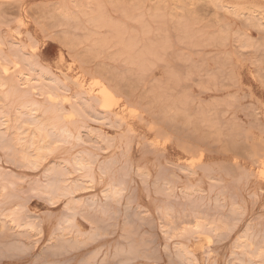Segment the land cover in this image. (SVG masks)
<instances>
[{"label":"rangeland","instance_id":"1","mask_svg":"<svg viewBox=\"0 0 264 264\" xmlns=\"http://www.w3.org/2000/svg\"><path fill=\"white\" fill-rule=\"evenodd\" d=\"M0 39V60H14L18 41L19 57L58 77L63 107L82 114L71 123L79 143L55 145L36 168L0 149V264H264V0H0ZM75 78L111 88L122 121L81 107ZM1 99L13 118L23 100ZM80 155L92 170L68 166L82 184L74 211L70 197L31 190ZM198 219L207 226L195 232Z\"/></svg>","mask_w":264,"mask_h":264},{"label":"bare ground","instance_id":"2","mask_svg":"<svg viewBox=\"0 0 264 264\" xmlns=\"http://www.w3.org/2000/svg\"><path fill=\"white\" fill-rule=\"evenodd\" d=\"M241 6V5H240ZM248 6V5H247ZM251 7V6H250ZM246 8V7H245ZM252 8V7H251ZM250 8V9H251ZM240 9V8H239ZM249 9V11L251 12V10ZM243 10V9H242ZM245 11H247L245 9ZM253 12L255 13V11L252 10V14ZM250 14V13H249ZM251 14V15H252ZM250 15V16H251ZM95 21V20H93ZM220 39V38H219ZM1 40V39H0ZM223 40V39H222ZM220 39V41H222ZM219 41V40H218ZM8 42V41H6ZM16 42V41H15ZM10 43V42H9ZM10 47L13 49V58L14 60L12 59H6V58H3L0 60L2 61L1 62V66L2 64L5 63L6 65L7 64H11L13 67V71L12 69H9L7 68V66H4V67H0V73L3 72V74L1 75H7L9 73V70H11V75H10V78H7V79H1L0 77V90L3 91V95L1 100H2V103L3 102H7L9 101L12 97L16 96L18 97L19 99L23 100L22 103L20 104V106L17 108V110H15V115L13 118L10 117V115L7 113V112H3L2 109H0V149L3 150V152H7L8 155L11 157V161H16L18 163H20V165L22 164V166H24V168H26V166H31V167H38L40 166L43 161L46 160V158L48 157V155L52 154L54 150H56V148L54 147L55 145H63L64 143L66 145H70L71 143V140H75V143H77L81 137L79 136V134H75L74 131H73V127H72V124L74 123L73 119L74 117L78 116V112L72 108V106H68L70 109L67 110L65 107H63V104L64 103H69L68 99L66 96H62V92H65L66 89L64 88L63 86V83L62 81H60V79L54 75H52L51 73L47 72V68H46V71H42L41 69H39V67H42V66H39L37 64H35V62L33 61H30L29 59H27V57L25 58V54L23 55L22 57H19V54L21 53L22 51V46H20V43H18V41L16 43H12L9 44ZM33 43V42H32ZM35 44V43H34ZM33 44V45H34ZM3 46V45H2ZM36 45H34L35 47ZM125 46V45H124ZM32 47V48H34ZM126 47L128 48V45H126ZM126 48V49H127ZM10 49V48H9ZM25 50V49H24ZM35 50V49H34ZM123 50H125V48H123ZM1 51V50H0ZM126 51V50H125ZM124 51V52H125ZM126 53V52H125ZM22 54V53H21ZM29 54V53H28ZM36 57V56H35ZM32 58V57H31ZM17 59V60H16ZM33 59V58H32ZM31 59V60H32ZM72 60V59H70ZM4 62V63H3ZM20 62L22 63H25L26 65L22 64V68L24 66H27L29 67L27 71L26 67H25V71L27 72H24L23 70L19 69L18 66H20ZM19 64V65H18ZM38 67V68H37ZM36 71V72H35ZM33 72V73H32ZM35 72V73H34ZM60 72V71H59ZM62 73V72H61ZM8 75V76H9ZM64 76V74H62ZM61 75V76H62ZM77 76V75H76ZM6 78V77H5ZM93 78V77H92ZM47 79L49 81L48 84H44L43 81ZM64 79V77H63ZM66 80V79H65ZM64 80V81H65ZM75 81H73V83L79 88V94L78 96H74L75 99L76 97H79V100L81 99H84L85 101V106H81L83 107L84 109L85 108H88L90 110V108L92 107L93 104H96L99 109L104 112V113H108L110 115H112V117L114 118L115 122H119L120 121V118L118 119L117 118V113H112L110 112V108L116 104V98L113 97V94L112 92L109 90L111 88H107L105 85L101 84V83H96V86H97V90L96 91H93L91 89H87L85 88V84L83 83V81L79 78H75L74 79ZM93 80V79H92ZM68 81V79H67ZM91 80H89L90 82ZM71 83H72V80H71ZM94 84V83H93ZM92 85V84H91ZM89 86V85H88ZM95 86V85H94ZM95 86V87H96ZM115 86V85H114ZM91 87V86H90ZM114 88V87H113ZM68 89V88H67ZM115 90V89H113ZM1 92V91H0ZM67 92V91H66ZM40 95V96H44L46 99H47V103L48 106H42L41 103H37L35 100H31L29 99V96L30 95ZM74 95V93H73ZM72 96V95H71ZM17 99V98H16ZM45 99V100H46ZM72 100V99H71ZM73 101H74V98H73ZM77 101V100H76ZM10 103V102H9ZM77 103V102H76ZM0 104H1V101H0ZM45 104V103H43ZM9 106V105H8ZM7 106V107H8ZM76 106V105H74ZM3 107V106H2ZM79 107V106H77ZM80 107V108H81ZM76 108V107H75ZM79 108V109H80ZM121 108V107H120ZM9 109V108H8ZM7 109V110H8ZM77 109V108H76ZM77 109V110H79ZM83 109V111H84ZM129 109V108H128ZM129 111V110H128ZM131 111V109H130ZM82 112V111H81ZM86 112L84 111V114ZM103 113V114H104ZM129 113H133L134 112H129ZM78 114V115H77ZM102 114V113H101ZM131 115V114H130ZM80 116L82 117V114H80ZM78 116V117H80ZM85 116V115H84ZM84 118V117H83ZM82 118V119H83ZM103 119V118H102ZM108 118H104V120L107 121ZM122 121V120H121ZM120 121V122H121ZM81 122V121H80ZM72 123V124H71ZM82 123V122H81ZM80 123V124H81ZM110 124V123H109ZM120 124V123H119ZM123 124V122H122ZM86 125V124H85ZM82 126H84V124H82ZM116 126V124H115ZM72 127V128H71ZM80 127V126H79ZM120 128V127H119ZM82 128L78 129V130H81ZM28 131H31L30 134H28ZM80 132V131H79ZM78 132V133H79ZM77 133V132H76ZM79 143V142H78ZM61 147V146H60ZM60 147H57V148H60ZM63 147V146H62ZM61 147V148H62ZM58 150V149H57ZM56 150V151H57ZM85 151V150H84ZM2 152V153H3ZM88 152V151H87ZM5 153V154H7ZM82 154V152H81ZM4 155V154H3ZM79 155V154H77ZM84 155V154H82ZM78 156V157H75L72 161L70 162H66L65 163L63 162L62 165L59 164V166H55V167H51V168H48L47 170H45L43 173V177L44 179L43 180H46V182L43 184H37L36 186L32 187L31 186V190L38 193V196H42V194L46 195L49 200L53 201L59 197H70V201H69V205H68V210L70 211H74V209L80 205V203L78 204L75 200H74V195L76 194V192L81 188V185L78 181H72L70 180V175L72 174L69 169H68V166H71L72 170H73V173L75 172H87L86 175H88V172L92 170V162L89 161V159L91 158H87V157H84V156ZM76 156V155H75ZM87 156V155H86ZM7 157V156H6ZM74 157V156H73ZM96 158V157H95ZM200 158V157H199ZM8 159V157H7ZM71 160V157L70 159ZM95 160V159H94ZM192 160V159H191ZM15 162V163H16ZM94 162V161H93ZM187 162V161H186ZM188 163V162H187ZM191 163V162H190ZM17 164V163H16ZM94 164V163H93ZM261 164H263L261 162ZM264 166V165H263ZM263 166H261L262 168H264ZM260 167V168H261ZM1 169V168H0ZM38 169V168H37ZM99 170V168H97ZM263 170V169H262ZM1 171V170H0ZM75 171V172H74ZM259 172V170H258ZM260 172H262L260 170ZM264 172V171H263ZM4 173L1 172V174ZM6 174V173H5ZM77 174V173H76ZM264 175V174H262ZM103 176V175H102ZM261 176V175H260ZM8 177V176H7ZM4 178V177H2ZM92 178V177H91ZM112 178V177H111ZM5 179L6 176H5ZM9 179V178H8ZM80 179V178H79ZM86 179V178H85ZM42 180V179H41ZM92 180V179H90ZM11 181V179H10ZM13 179H12V182L13 183ZM81 181V180H79ZM100 181V180H99ZM118 181V180H117ZM1 182V180H0ZM3 182V181H2ZM6 182V181H5ZM8 182V181H7ZM6 182V183H7ZM15 182V181H14ZM89 182V181H88ZM92 182V181H91ZM5 183V184H6ZM93 183V182H92ZM3 184V185H5ZM10 186L12 185L14 187L13 184H10V182L8 183ZM7 185V184H6ZM9 185L7 187H9ZM86 185V184H85ZM89 185V183H88ZM3 187H1L2 189ZM5 190V187L3 188ZM8 189V188H7ZM13 190V188L11 189ZM31 190L29 189V191L31 192ZM84 190V189H83ZM89 190V189H88ZM121 190V189H120ZM8 192L10 190H7ZM6 192V191H5ZM12 192V191H11ZM11 192L10 195L7 196L6 194V197L8 198L9 196L12 197L11 195ZM85 192V191H83ZM118 192H119V189L115 188V187H112L110 188V190L108 192H105L104 194V198H110V199H115V197L118 195ZM3 193V192H2ZM0 193V195L2 194ZM33 193V192H32ZM101 193V192H100ZM35 194V193H34ZM41 194V195H40ZM3 197L5 196V193L2 194ZM43 195V196H44ZM15 196V195H13ZM2 197V196H1ZM16 197V196H15ZM14 197V199H15ZM45 197V196H44ZM103 197V196H102ZM13 198V197H12ZM1 199V198H0ZM6 199V198H4ZM2 199V200H4ZM17 199V198H16ZM8 200H12L11 198H8ZM45 200V199H44ZM48 200V199H47ZM59 200V199H58ZM104 200V199H103ZM112 200V202H113ZM23 201V200H22ZM93 201V199H92ZM6 202V201H5ZM27 202V201H26ZM56 201H54V203H56ZM111 202V200H110ZM7 203V202H6ZM53 203V204H54ZM1 204V203H0ZM8 204V203H7ZM48 204V203H47ZM52 203H49V205H51ZM52 204V205H53ZM65 204V203H64ZM68 203H66L67 205ZM2 205V204H1ZM21 205H23L21 203ZM26 205V204H25ZM51 205V206H52ZM56 205V204H55ZM84 205V203H83ZM23 207V206H22ZM21 207V208H22ZM84 207V206H82ZM107 207V206H106ZM15 209L17 207H14ZM24 208V207H23ZM63 208H66L65 205ZM15 209H11L13 210V214H15L16 212ZM17 209H20L17 208ZM106 209V208H105ZM109 209V208H107ZM106 209V210H107ZM10 210V215L12 214V211ZM23 210V209H22ZM21 210V211H22ZM65 210V209H64ZM66 209V212L68 211ZM2 211V210H1ZM19 211V212H21ZM23 212V211H22ZM7 213V211H6ZM70 213V212H69ZM80 213V212H79ZM102 213V212H101ZM9 214H6V215H9ZM2 215V214H1ZM0 215V217H1ZM9 215V216H10ZM168 215V214H167ZM166 213H165V216H167ZM17 216V215H16ZM19 216V214H18ZM76 216V215H75ZM78 217V216H77ZM168 217V216H167ZM6 218V217H5ZM9 218V217H8ZM20 218V217H19ZM199 218V217H198ZM203 218V217H202ZM2 219V218H1ZM18 219V217H17ZM67 219V218H66ZM13 220V219H12ZM14 223V221H12ZM19 220H22L21 218ZM18 220V221H19ZM32 220V219H31ZM30 220V221H31ZM38 220V219H37ZM201 220V219H200ZM204 220V219H203ZM8 221V220H7ZM28 221V220H27ZM33 221V220H32ZM61 221V220H60ZM199 221V219L197 220ZM195 223L194 225V231L195 232H198V231H203L204 229H206L205 225L207 224H203V222L199 221ZM10 222V223H11ZM62 222V221H61ZM70 222V221H69ZM69 222L65 223L68 224ZM195 222V221H194ZM193 222V223H194ZM12 223V224H13ZM23 223V222H21ZM27 223V222H25ZM36 223V222H35ZM59 223V222H58ZM205 223V222H204ZM209 223V222H208ZM211 223V222H210ZM7 224H9L7 222ZM16 224V223H15ZM20 224V223H18ZM32 224V223H31ZM29 223V225H31ZM60 224V223H59ZM58 224V225H59ZM213 224V223H211ZM210 224V225H211ZM216 224V223H215ZM215 224H213V226H215ZM6 225V224H5ZM14 225V224H13ZM28 225V223H27ZM39 225V224H38ZM57 225V226H58ZM193 225V224H192ZM4 226V225H3ZM16 228H17V224L15 225ZM56 226V227H57ZM63 226H66L68 227L67 225H63ZM207 226V225H206ZM218 226V225H217ZM2 227V226H1ZM21 227V226H20ZM31 227V226H30ZM32 227H33V224H32ZM37 227V226H36ZM61 227V226H60ZM58 226V228H60ZM191 227V226H190ZM210 227V226H208ZM207 227V228H208ZM5 228V226H4ZM23 228V227H22ZM35 228V227H34ZM75 228V227H74ZM183 228H187L186 226L183 227ZM221 228V227H220ZM37 229V228H36ZM70 230V228H67ZM188 229V228H187ZM190 229V228H189ZM193 229V228H192ZM33 230V229H31ZM63 229H60L59 231H61ZM68 230V231H69ZM72 230V229H71ZM212 231H215L216 230V226L213 228H211ZM210 228L208 231H211ZM219 230V229H218ZM39 231V230H38ZM36 231V232H38ZM65 231V230H64ZM207 231V230H206ZM207 231V232H208ZM32 232V231H31ZM67 232V231H65ZM71 232V231H69ZM77 232V231H76ZM94 232L93 231V234L91 236L94 235ZM168 232V231H167ZM181 232V231H180ZM183 232L185 233L186 231L183 230ZM183 232H182V235H183ZM189 232H192L191 230ZM61 233V232H60ZM78 233V232H77ZM174 233V232H173ZM176 233V232H175ZM194 233V232H193ZM202 233H205L202 232ZM215 233V232H214ZM39 234V233H38ZM67 234V233H66ZM74 234V233H73ZM79 234V233H78ZM98 234V233H97ZM178 234L177 233V238H178ZM186 234L188 235V233L186 232ZM190 234V233H189ZM195 234H201V233H195ZM194 234V235H195ZM206 234V233H205ZM208 234H211L210 232ZM61 235V234H60ZM83 235V233H82ZM89 235V234H88ZM96 235V234H95ZM181 235V236H182ZM192 235V234H191ZM190 235V236H191ZM204 235V234H203ZM90 236V235H89ZM88 236V239L89 238ZM90 236V237H91ZM172 236V235H170ZM187 237V238H191V237ZM243 236V235H242ZM246 234H244V238L246 240L245 241H242L239 245L241 247H243L245 249V251H250L249 249H247V247L249 248V244H247V242L250 243V240L247 241L246 238H250L249 237H245ZM58 237H60L58 235ZM85 237V236H84ZM174 237V235H173ZM180 237V236H179ZM65 238V237H64ZM82 238V236H81ZM193 238V237H192ZM239 238H242V237H239ZM62 240V236L60 238ZM180 239V238H178ZM59 240V239H58ZM85 240V239H84ZM181 240V239H180ZM211 240V239H210ZM63 241V240H62ZM65 241V240H64ZM63 241V242H64ZM68 241V240H67ZM86 241V240H85ZM183 241V240H182ZM185 242H187L188 240L185 239L184 240ZM238 241V240H237ZM60 242V241H59ZM76 242V241H75ZM189 242V241H188ZM187 242V243H188ZM84 243V242H82ZM239 243V242H238ZM61 244V242H60ZM77 244V243H76ZM79 244H81L79 242ZM177 244V243H176ZM237 244V243H236ZM235 246H238L236 245ZM251 244V243H250ZM253 244V243H252ZM65 245V244H64ZM178 245V244H177ZM180 245V244H179ZM254 245V244H253ZM252 245V246H253ZM261 245V244H260ZM237 247L238 249L240 248ZM259 246V245H257ZM255 246V248H253L254 250L259 248ZM67 247L68 244H67ZM178 247V246H176ZM257 247V248H256ZM180 249V248H179ZM182 249V247H181ZM186 249V248H185ZM241 249V248H240ZM243 249V251H244ZM263 249V248H262ZM242 250V249H241ZM240 250V251H241ZM258 250H261V248H259ZM257 250V251H258ZM264 250V249H263ZM180 251V250H179ZM247 251V254L249 255L250 252ZM254 252V251H253ZM252 252V254H253ZM256 252V251H255ZM255 252L253 254V256L256 257L255 255ZM261 252V251H260ZM259 254L261 255V253H263V251ZM245 253V252H243ZM243 253L240 255L243 256ZM181 254H184V253H180ZM190 254V253H189ZM246 254V255H247ZM259 255V256H260ZM185 256H186V252H185ZM251 258H252V255L250 254ZM259 256L257 255V257L259 258ZM246 257V256H245ZM248 257V256H247ZM254 257V258H255ZM190 258V257H189ZM251 258L249 260H251ZM260 259V258H259ZM188 260V258H187ZM255 260V259H254ZM258 260V259H257ZM189 261V260H188ZM250 262V261H249ZM245 263V262H244ZM246 264V263H245ZM247 264H249L247 262Z\"/></svg>","mask_w":264,"mask_h":264}]
</instances>
